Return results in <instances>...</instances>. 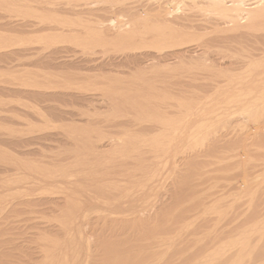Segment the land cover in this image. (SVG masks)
<instances>
[{"label": "bare ground", "instance_id": "6f19581e", "mask_svg": "<svg viewBox=\"0 0 264 264\" xmlns=\"http://www.w3.org/2000/svg\"><path fill=\"white\" fill-rule=\"evenodd\" d=\"M1 1L2 6V3L7 0ZM37 1L8 0V3L18 5L20 10H23L21 7L24 9L29 8L27 10L30 12V8L33 9V4H36L37 7ZM249 1L253 2L248 3ZM72 2L66 3L65 7H60L66 12V15L67 13L72 15V17L70 16L71 21H76L73 24L68 23L70 24L68 27L66 26L67 23H63L66 24L64 25L66 27H64L61 22H58L57 25L55 24L56 26L50 23L53 28H49L52 27L49 24L51 20L45 19L46 21H41L38 26H44L45 28V22L48 23L47 26H50L41 30V27L39 29L36 26L38 22L30 24L23 21L22 16H19L21 20H15L18 19V17L16 18L18 11L14 12L16 10L15 6H11L15 10H10L16 13L13 17L12 13L9 14V9L5 10L6 7L8 8V4H5V9L2 8L0 12L1 15H3V12H8L4 13V17L7 14L8 17L12 15L11 19L8 17L2 19L3 17L0 16L3 20L1 22L0 19V29L4 30V33H6H3L4 35H12L11 39L13 40L10 41L12 43L5 44L6 41L0 38V66L14 71L11 72L13 81L8 82L11 80L9 73H5V76H3V78H9L8 81L3 82L0 80V129L4 128L2 131H6V133L0 131V175L4 174L3 177H5L2 178L4 181L0 178V264H121L122 262L125 264V260H128L129 257H137L140 254L138 251L139 246H136L139 245L137 244L138 241L133 244L135 248H127L124 244L123 234L127 235L128 238L129 236L131 238L136 236L152 237L150 234L157 227V221L169 215V210L165 209V201H162L157 210L154 206L150 207L151 202H155L162 189L166 188V183L171 175L181 171L180 169L187 165L189 161L198 158L196 151L193 149L191 151L190 148L195 146V142L203 139L199 136L206 137L207 134H204V129L207 125L212 126L211 122L216 124L218 119H222L223 122L227 123L223 119L227 116L225 114L227 112L230 114L229 111L232 110V107L230 110L229 107L232 103L230 100L234 95L230 97L231 99H228L231 93L228 89L230 87L217 88L219 83L218 85L215 83V85H211V81V84L206 86L207 88L211 85L210 89L208 88V96L203 98L199 95V90H195L196 92L191 90L192 92L189 91L188 93L184 88L185 86H187L186 88H189V86L196 87V84L191 86L195 79L191 77L192 79L189 78L187 81L184 76L187 73H182L181 69L186 70L185 61L187 60H185V57H189L187 55L192 51V47L185 46V44L188 43L189 45L193 34L196 33L191 31L195 22L191 10H197L198 13L199 10L202 11V9L210 7L211 9H207V11L214 13L213 15H216V17H211L212 22H210L211 19L206 17H204L206 18L204 20H198L197 22L202 25V29L206 28L204 22H208L210 24H207L213 25L217 33L218 31L224 34L231 32V35L227 34L230 35V38L235 36L233 38L239 41L235 43H241L243 46L246 43L247 45L244 47L252 50L264 49L262 48L264 47V0H240V2L235 1L230 6L225 5L223 0L222 2L221 0H81V2L80 0L79 2L78 0H72ZM231 2L233 3V1ZM48 4L51 6L53 3ZM41 5L39 3V6ZM60 5L62 3L58 4V6ZM44 6L42 5L43 9ZM54 6L56 5L53 4L54 9H59L58 6ZM35 8L34 11L37 12ZM49 15L51 14L48 13ZM56 15L58 17L60 14L56 13ZM64 18H66L65 15ZM5 19L8 21L6 20V22ZM59 23L62 28H56L60 26ZM196 25L197 23L194 26ZM208 27L212 29V27ZM0 33L2 35V31ZM228 35L224 36L225 39L221 41H229L227 43L232 44L230 40L234 39H227ZM216 37L221 39V37ZM243 38L245 39L244 44L240 41ZM222 45L224 44L222 43ZM228 45L227 47H229ZM75 46L80 48L76 49ZM220 47L222 46L220 45ZM203 51H201L202 55H206V51H204L205 53ZM196 54L197 56L201 55L198 54V51ZM245 58L238 69L235 67L236 64V66L239 64L237 63L238 59L237 61L234 60L236 62L235 65H232V68L229 64L230 69L236 71L240 68V73L243 69L244 71L242 75L238 74L239 76L237 75L238 71H236L235 75L238 78L236 76L228 80L231 82L244 81V86L239 89L244 90L242 92L244 93L245 98L243 99H245L246 108L243 110L244 113L241 109H238L239 112L236 110V114L238 115L240 112L246 114L247 112V117L249 115L248 118L255 120V114L259 113L257 119L259 118L260 125L251 127L248 122L246 126L248 128L250 126L251 129L248 130L246 127V130L244 128L245 132L249 131L248 138L251 137V140L255 138L257 141V138L264 139V57L261 53H253ZM241 60L243 59L239 61ZM234 61L232 60L233 63L229 62L234 64ZM183 62L185 66L181 67ZM222 65H224L223 68L229 69L225 64H221L220 67ZM243 65L244 67H242ZM14 68L16 69L14 70ZM213 69L214 71L218 69L219 72L220 68ZM222 70L221 74L224 71ZM208 72L210 71L208 70ZM190 73L189 71L188 74ZM6 74L8 77H6ZM196 76L194 77L198 80L199 77ZM52 77H63L65 81L72 83L74 87L59 90L58 87L61 88L59 84L55 85L56 82L53 81V84L52 81H49ZM182 78H185L187 85H183V80L180 81ZM236 78L237 80H235ZM93 79L106 80V88L104 89H106L109 99L105 100H109V103L103 101L105 102L103 104L107 105L108 103L109 109L104 110L102 105L101 108L104 112L99 106L101 104L97 102V93H94V89L86 88L95 85L83 86L84 89L79 86V84L82 86V81H86L84 84L87 85V82L91 80L93 82ZM99 81L97 82L99 83ZM93 83H95V80ZM195 83H197L196 80ZM98 85H101V83ZM169 91H173L177 94V97ZM167 92L170 94L169 96L172 95L175 98L172 96V99L166 97L168 96ZM185 96H189L188 100ZM237 100L240 99L237 98ZM242 102H238L240 103L238 107L244 104ZM62 103L65 106L66 104L70 105L69 107L66 106L68 110L61 109ZM57 104H60L61 107ZM71 107L72 109H70ZM242 113L239 115L242 118L246 117V115L242 116ZM228 118L230 117L228 116ZM226 123L224 124L227 125ZM239 123H236L235 126H241ZM220 124L218 125L221 126ZM218 125L215 126V129ZM57 128L60 130L59 133L54 132V129ZM212 128L214 129V127ZM209 130L212 131V129ZM215 131L211 132L215 133L214 138L217 137ZM220 133L218 134L219 138L223 136H220ZM210 134H208V137H210ZM242 134L245 137L247 136L245 133ZM221 139L224 140L225 138ZM248 141L250 142V139ZM212 142L214 141L210 143L212 144ZM245 142L247 141L244 139L242 143L245 144ZM200 143L202 145V142ZM221 145L223 146V144ZM246 145L249 146L250 144ZM251 145L250 147L242 145V147L247 148L244 149L247 151L248 148L251 149L253 146ZM195 147L197 148V146ZM219 153L221 154V152ZM239 153L241 152L239 151ZM242 154L239 155L242 156ZM234 155L236 156V154ZM245 156L248 157L249 161L252 158L248 154ZM207 158L212 157L208 156ZM243 160H239L241 164L236 162L240 165L238 167H245L242 166L243 162L247 165V159V163ZM225 167H229V165ZM195 170L196 168L194 172ZM243 172L245 174V171ZM196 177L198 178V176ZM248 177L247 175L246 179ZM183 179L185 180V177ZM240 179L243 182L246 181L245 178ZM247 180L250 183L251 180ZM259 180L261 182L263 179ZM219 181L221 180H217V182ZM257 181L254 183L256 184ZM222 182L227 184L225 181ZM245 184L246 182H244ZM248 186L246 187L248 188ZM244 187L242 186V189L239 190L244 191ZM234 188L235 191L238 190L237 187ZM252 189L254 190V187ZM241 193L245 194V191L239 192L237 195L235 192L228 194L231 196L235 194L240 200L241 195H243ZM165 197L167 196L165 195ZM234 205L236 206V204ZM210 211L213 212L212 209ZM208 212L205 213L208 214ZM225 212H223L224 215ZM21 217H23V221H21ZM9 218L14 222L21 221L24 223L19 222L20 224H18L17 222L19 225L17 229H11L8 226V230L9 228L12 230L8 231L7 225H4L3 228L1 226L2 221L7 220L6 222H8ZM43 221L48 226L37 227L45 224ZM6 222L4 221V224ZM186 224L181 225L172 236L170 235L168 238L163 236L164 241L162 240L163 237L159 238L163 243L159 244L154 241V244H151L152 241H148L147 244L152 245L151 249L154 251L162 250L163 252L164 249H172V247H169L170 245L166 246V242L171 240L173 246V240L178 235L183 234L184 231H188L189 225ZM245 227L247 228V225ZM248 227H250L248 230L243 227L244 231L242 230V233L240 230L238 231L240 234L234 239L238 238L236 243L234 241L228 242H234L235 244L231 243L230 245L227 243V246L217 251L219 253L213 252L212 255L217 258L208 255L205 261L204 259L203 261L202 259L201 261L200 259L197 260L199 261L197 264H212L213 261L216 262L218 259L223 258L217 256V254H223L224 257L227 254L226 257H229L228 254L231 256L234 249V251L238 250L237 247L240 248V252L241 249L242 252H245L243 249L247 248L250 242L249 238L253 237V234H259L260 236L264 234V215H261L256 223L254 222ZM29 229H33V231L31 230L32 232L29 231L30 234H27ZM154 234L156 233L154 232ZM121 235H123V238L120 239L123 241L118 240ZM95 236L98 238H95L96 240H100V238L102 240L96 243ZM107 237H110L112 242L109 239L106 240ZM140 237L138 240H140ZM17 239L19 243L23 241V246H25L23 248H28V252L22 248V245L19 247L20 245L16 244ZM155 239L159 241L156 237ZM10 241H15V245H13V242L11 245ZM130 243L132 244V242ZM136 247L138 250H135ZM12 248H18L19 250L22 248L23 252L17 253L14 250L17 254H13L11 253ZM9 250L11 252H8ZM163 254L162 256L165 255ZM147 256L149 257V254ZM159 256L161 257V255ZM159 260L158 262L152 261L155 264H162L160 261H163V259ZM132 263L139 264L135 261Z\"/></svg>", "mask_w": 264, "mask_h": 264}, {"label": "rangeland", "instance_id": "374dc122", "mask_svg": "<svg viewBox=\"0 0 264 264\" xmlns=\"http://www.w3.org/2000/svg\"><path fill=\"white\" fill-rule=\"evenodd\" d=\"M1 1V0H0ZM4 1V0H3ZM3 1H1V2H3ZM33 1V0H32ZM35 1H37V0H35ZM60 1V2H59ZM38 0L37 1V7H38V9H37V7H36V4L34 5H32L33 6V9H32V7L30 8L31 10H33V11H31L30 10V12L28 11L29 10V8H27V7H25V8H27V9H24L23 7H21L23 10H20V8L18 7V5L17 6H15V5H12L13 3H8V0L5 2L4 1V3H2L3 5H4V7H2L1 6V4H0V7H1V9H0V12H1V10H2V8H3V10L5 9V4L8 6V8L6 7V9L5 10H7V9H9L8 11H9V14H11L12 13V15H13V17H15L14 15H16V13H13L11 10H13L14 8L16 9H14L13 11L14 12H17V15H16V18L18 17V19H15V20H21L20 19V17L22 18V20L23 21H25V22H28V23H36V22H38L37 24H36V26H38L40 23H41V21H43L44 22V20L46 19H48L50 22H49V24L50 23H52L54 26H56L57 25V23L58 22H61V24H63V23H67V25L66 24H63V26L64 25H66L67 27L68 26H70V24L72 23H74V22H76V21H71L72 20V18H70V16L72 17V15H70V14H68L67 13V15H66V12L63 10V9H61L60 7H62V6H64L65 7V4L66 3H69L70 1L72 2V0H65V1H63V0ZM67 1V2H66ZM75 1H77V0H75ZM224 2V4L225 5H228V6H230V4L231 5H233L234 4V2L236 1V2H240V0H223ZM231 1H233V3L231 2ZM10 2V1H9ZM12 2V1H11ZM58 2V3H57ZM64 2V3H63ZM78 2H79V0H78ZM80 2H81V0H80ZM221 2H222V0H221ZM251 2H253V1H249L248 3H251ZM19 3V2H18ZM39 3H40V5L42 4V5H45L44 6V9L42 8V5L41 6H39ZM48 3H53L54 5H56V6H58V4H60V3H62V5H60V6H58L59 7V9H54L53 8V4L50 6ZM57 3V4H56ZM73 3V2H72ZM64 4V5H63ZM10 5V6H9ZM11 6L13 7V6H15L14 8H11ZM46 6H49L48 8L46 7ZM56 6H54V7H56ZM36 7V8H35ZM46 7V8H45ZM205 7V6H204ZM206 7H207V5H206ZM34 8H35V10H37V12L36 11H34ZM50 8H51V10H50ZM11 9V10H10ZM40 9V10H39ZM43 9V10H42ZM47 9H48V11H47ZM206 9V10H205ZM207 9L208 10H210L211 8L210 7H207V8H204V9H202V11L201 10H199L200 12H196L197 10H191L193 13H192V15L194 14V16H195V18H194V16H192L193 17V20L195 21L193 24L195 25V23H197V25L196 26H192V32H196V33H194L193 34V38L191 39V41L189 42V45H188V43H187V45L185 44V46H191L190 48H191V50L192 51H190V55L188 54L187 56H189V57H185V60H190V61H185V63L183 62V64H181V67H183V66H185V69L186 70H183L184 68H181L182 69V73H187L188 74V72L190 71L191 73L190 74H188V78L186 77L187 76V74H184V76H185V78L187 79V81H188V79L190 78V79H195L196 80V82L197 83H195V80H193L194 82H193V85H191V86H194L195 84V86L196 87H190L189 86V88H186L187 86H185L184 88H185V90L189 93V91H191V90H193V92L196 90H199V92H200V94L199 95H201V96H199V97H201V98H203V97H205V96H208V92H209V89H210V87H211V85H215V84H217L218 85V83H219V87H217V88H227V87H230V88H228L229 90H230V92L232 93H230L229 94V96H228V99H231L230 97H232L233 95V97H235V98H233L232 97V99L230 100V102L232 101V103H231V105H230V107H229V110L231 109V107H232V110H228L229 112H230V114L227 112V114H225V115H227V116H225V119H223V120H226L227 121V123L226 122H223L222 121V119H218L217 121H216V124H215V122H211V124H212V126L209 124V126L207 125V127H208V129H207V127L204 129V134H207L206 135V137L205 136H199L200 138H203V139H201V140H199V139H197V140H199V141H197L198 142V144L200 143V142H202V145H198L197 144V142H195L196 144H195V146H197V148L194 146V147H191L190 148V150L191 149H193L194 151H196V155H197V157L198 158H196L194 161H189L188 163H187V165H185V166H183V168H181L180 170L181 171H183L182 173H181V171H178L177 173H175V175L173 174V175H171V177H169V180L167 181V185H166V188H163L162 189V191L160 192V193H162V194H160L159 193V196L161 197V198H158L157 199V197H159V196H157L156 197V199H155V202H151V206L150 207H155L156 208V210L158 209V207L161 205V203H162V201H165V204H164V206H165V209H167V210H169L168 211V214L169 215H166V216H164L163 218H160L158 221H157V227L151 232V238H150V236H148V237H145V238H143V237H140V240H138L139 239V237L138 236H136V237H133V238H131L130 236H129V238H128V236L127 235H125V234H123V235H121L120 237H119V239L118 240H120V241H123L124 239H125V241H124V244H126L125 246L128 248H130V247H134L135 248V246L133 245V244H136V241H138V243L137 244H139V245H136V246H139L138 247V249H137V247H136V249L135 250H138L139 252H140V254L139 255H137V257H138V259L140 260V262H139V260L137 259V257H133V258H131V257H129V259L131 260V262H130V260L128 259V260H125L126 262L128 261V263L127 264H129V262H130V264H133L132 262H138L139 264H148V263H151V264H155L154 262L155 261H157L158 262V260H159V255H161V257H160V260H162L163 259V261H160V263L162 262V264H197L199 261H197V260H199L200 259V261H201V259H202V261H203V259H204V261L206 260L205 258L209 255H211V256H215V255H212V253L213 252H216V253H219V252H217L218 250H222L225 246H227L228 244H230L231 245V243L232 244H235L236 243V240H238V238L236 239V240H234L236 237H238L239 235L238 234H240V232L242 233V230L244 229V228H246L245 226L247 225V228H246V230H248V228L250 229V227H248V226H250V224L252 225L254 222L256 223L257 221H258V219H260V217H261V215L263 216L264 215V171H263V168H264V139H261V138H257L258 140L256 141V139L255 138H253L254 140H251V137L250 138H248L249 137V131H247V132H245V130H244V128L246 129V127L248 128V126H246L247 125V123L248 124H250L251 125V127H253V126H256V125H260L259 124V118L257 119V117H259V115L257 116V114H259V113H256L255 115V120H251L250 118H248L249 117V115H248V117H247V112H246V114H243L244 112H243V110H245V108H246V106H245V99H243V98H245L243 95H244V93L242 92V91H244L243 89H239V88H241V87H243L244 86V81L242 82H238V81H236V82H231V81H229L228 79H233L234 77H236L238 74H240V75H242V73H243V71H244V69H243V71H241V73H240V68H239V70H236V71H238V73L234 70V69H230V67L232 68V65H235V62L237 61V59H238V61L240 60V59H243V60H241V61H237V63H239L238 64V66H236L235 65V67L238 69V67H240L242 64H240V63H242V62H244L245 60H246V56L247 55H250V54H258V53H261L262 55H263V57H264V49H259V50H252V49H249V48H246V47H244V46H246L247 44L245 43V39L243 38L242 40H240L241 42H242V44H244V46L243 45H241V43H235V42H239L238 40H235L233 37H235V36H233V37H231L230 38V33L231 32H227L228 34H230V35H228L227 33L226 34H224V33H221V32H219L218 31V33H217V31H215L214 30V27H213V25H208V24H210V23H206V22H204L205 23V25L206 26H204V27H208V26H210V27H212V29L211 28H209V30H208V28L205 30L204 28L202 29V25H200L199 24V22H197L198 20H204V19H206V18H208V19H211V21L210 22H212V18L211 17H216V15H213L211 12H208L207 11ZM26 12H25V11ZM42 11H44V12H42ZM52 11V12H51ZM56 11V12H55ZM57 11H59V12H57ZM207 11V12H206ZM3 12V11H2ZM22 12V13H21ZM51 12V13H50ZM55 12V13H54ZM194 12H196V13H194ZM4 13L5 12H3V15H4ZM6 13H8V12H6ZM5 13V14H6ZM21 13V14H20ZM40 13H41V15H40ZM42 13H43V15H42ZM45 13V14H44ZM48 13L49 14H51V15H49L48 16ZM53 13L55 14V16L53 15ZM56 13L57 14H60V15H58V17H57V15H56ZM63 13H65V14H63ZM206 13H207V15H206ZM212 15H211V14ZM18 14H20V15H18ZM24 14V15H23ZM63 14V15H62ZM198 14H199V16H198ZM211 16H210V15ZM3 15H1L0 14V16H2V17H0V19L2 18V19H4L5 17H8V14L7 15H5V17L3 16ZM11 15V16H12ZM64 15H65V17L66 18H64ZM69 15V16H68ZM11 16H9L8 18L9 19H11L10 17ZM20 16V17H19ZM24 16V17H23ZM48 16V17H47ZM53 16V17H52ZM30 17V18H29ZM31 17H32V19H31ZM36 17V18H35ZM37 17H39V18H37ZM50 17V18H49ZM70 18V21H69V18ZM74 17V16H73ZM202 17V18H201ZM204 17H206V18H204ZM7 18V19H8ZM43 19V20H41V19ZM60 18V19H59ZM62 18V19H61ZM68 18V19H67ZM1 19V20H2ZM7 19H5V21L7 20ZM8 19V20H9ZM12 19H14V18H12ZM40 19V20H39ZM54 19H56V21H54ZM64 19V20H63ZM76 19V18H75ZM0 20V21H1ZM7 20V21H8ZM45 20V21H46ZM60 20V21H59ZM66 20V21H65ZM74 20V19H73ZM4 21V22H5ZM6 21V22H7ZM30 21V22H29ZM1 22H3V20L1 21ZM54 22V23H53ZM56 22V23H55ZM71 22V23H70ZM46 23V25H45V28H44V26H40L42 29L41 30H43V28L44 29H47V27H49L50 25L52 26V27H49V28H53V25L52 24H50L49 26H47V22H45ZM45 23H43V24H45ZM68 23H70V24H68ZM56 24V25H55ZM60 24V23H59ZM58 24V25H59ZM60 24V26H57L56 28H62V25ZM33 25V24H32ZM35 25V24H34ZM42 25V24H41ZM199 25V26H198ZM208 25V26H207ZM66 26H64V27H66ZM198 26V27H197ZM39 27V26H38ZM40 27H39V29H40ZM2 29V28H1ZM0 29V32L2 31V35H0V38L4 41H6V43L5 44H8V43H12V42H10V41H13L11 38V36H8L9 34H7V35H4V34H6V33H4V30H1ZM196 30V31H195ZM205 30V31H204ZM215 32V33H214ZM4 33V34H3ZM1 34V33H0ZM223 36H222V35ZM232 34H234V33H232ZM221 35V36H220ZM226 35H228V37H226L227 39H234V40H230L231 42H232V44H229V43H227V42H229V41H227V42H222L221 40H223V39H225V37L224 36H226ZM235 35V34H234ZM5 36V37H4ZM216 36H218V37H221V39L219 38H217ZM213 39H212V38ZM222 37H224V38H222ZM211 39V40H210ZM219 41H218V40ZM244 40V41H243ZM8 41V42H7ZM212 41V42H211ZM215 42H217V43H215ZM224 44V45H222V43ZM230 42V43H231ZM214 43V44H213ZM225 44H229L228 46L229 47H227V45H225ZM238 44H240L239 46H238ZM69 46H70V44H68ZM216 45V46H215ZM220 45L222 46V47H220ZM231 45H233L232 47H231ZM73 46V45H72ZM71 46V47H72ZM224 46V47H223ZM238 46V47H237ZM74 47V46H73ZM225 47H227V48H225ZM75 48H76V46H75ZM78 48V47H77ZM76 48V49H77ZM80 48V47H79ZM78 48V49H79ZM210 48V49H209ZM231 48V49H230ZM262 48H264V47H262ZM195 50V51H194ZM202 50H204V51H206V55L205 54H203L202 55ZM197 51H198V54H201V55H198L197 56ZM203 51V52H204ZM192 52V53H191ZM195 54H194V53ZM205 53V52H204ZM193 55V56H192ZM197 56V57H196ZM187 58H189V59H187ZM190 58H192V59H190ZM244 58H245V60H244ZM224 59V60H223ZM221 60H223V61H221ZM232 60L234 61V60H236V61H234V64H231V63H233L232 62ZM231 63H230V62ZM221 62V64H225V66H230L229 67V69H227V68H223L224 67V65H222V67H220L221 66V64H219L218 65V63H220ZM217 63V64H216ZM227 63V64H226ZM185 64V65H184ZM230 64V65H229ZM192 65V66H191ZM240 65V66H239ZM210 66H212L211 68H210ZM215 66V67H214ZM217 66V67H216ZM2 66H0V68H1ZM188 67H189V71H188ZM242 67H244V65L242 66ZM6 67H2L1 68V70H0V75H1V77H0V80L1 81H3V82H6V81H8L9 80V78H11V80H9L8 82H10V81H13L12 80V76H13V72L14 71H12V70H10V69H5ZM207 68V69H206ZM208 68H210V69H208ZM213 68H220L219 69V72H218V69H215V71H214V69ZM235 68V69H236ZM4 69V70H3ZM16 68H14V70H15ZM18 69V68H17ZM224 71H223V70ZM241 69V70H242ZM208 70L210 71V72H208ZM221 70L223 71V73L221 74ZM225 70H227L226 72H225ZM187 71V72H186ZM212 71V72H211ZM4 72V73H3ZM12 72V73H11ZM209 74H208V73ZM218 72V73H217ZM237 73V75H235L236 73ZM5 73H9L10 75H9V78H3V76H5ZM197 75L196 77L198 78V80L194 77L195 75ZM182 76H183V74H181ZM180 75V76H181ZM190 75V76H189ZM183 76V77H184ZM206 76V77H205ZM239 76V75H238ZM238 76H237V78H238ZM6 77H8V75L6 74ZM192 77V78H191ZM201 77V78H200ZM212 77H214V78H212ZM232 77V78H231ZM247 77H249V76H247ZM57 78V77H56ZM54 78V77H52V79L51 80H49L50 82L52 81H54V82H56L55 83V85H58L59 84V86L61 87V88H59L58 86V89L59 90H62V89H65V88H72V87H74V85L72 84V83H70V82H68V81H65V78H63V77H60V78ZM63 78V79H62ZM181 78V77H180ZM185 78H182V79H180V81L182 82V80L184 81V82H182L183 83V85H187V83L185 82ZM212 78V79H211ZM237 78L235 79V80H237ZM4 79V80H3ZM14 79V78H13ZM94 80H95V83H93L94 82ZM100 80V81H99ZM167 80V79H166ZM92 81V80H91ZM87 82V85H85L84 83L86 82V81H82V86L79 84V86L80 87H82L83 89H84V87L83 86H89V85H95L94 87L93 86H89V87H86L87 89H94V93L96 94V99H98L97 100V102H98V104H101V105H99L100 106V108L102 107V105H103V108H104V110L105 109H109V107H108V101H106L107 99H109V97H108V94L106 93V89H104V88H106L105 87V83H106V80H103V79H93V82ZM97 81H99V83H101V85H98L99 83L97 82ZM102 81H105V82H102ZM211 81H212V84H211ZM216 81H217V83H216ZM54 82H53V84H54ZM58 82V83H57ZM60 82V83H59ZM190 82H192V80H190ZM190 82H188V83H190ZM209 82V83H208ZM238 82V83H237ZM89 83V84H88ZM98 83V84H97ZM103 83V84H102ZM207 83V84H206ZM215 83V84H214ZM240 83V84H239ZM42 84H46V83H42ZM68 84V85H67ZM70 84V85H69ZM191 84V83H190ZM206 84V85H205ZM208 84H211L210 85V87H207L206 88V86H209ZM189 85V84H188ZM204 85V86H203ZM100 86H101V88H100ZM199 86V87H198ZM232 86V87H231ZM96 87V88H95ZM85 88V89H86ZM197 88V89H196ZM199 88V89H198ZM205 88V89H204ZM209 88V89H208ZM233 88H234V90H233ZM207 89V90H206ZM97 90V91H96ZM105 91V92H104ZM195 91V92H196ZM206 91H207V94H206ZM239 91V92H238ZM241 91V92H240ZM93 92V91H92ZM173 91H169V93H171V94H174L175 96L177 95V94H175L174 92L172 93ZM192 92V91H191ZM190 92V93H191ZM202 92V93H201ZM168 92H167V95L168 96H166V97H171V96H169L170 94H169ZM235 93V94H234ZM237 93H239V94H237ZM241 93V94H240ZM237 95V96H236ZM175 96H172L173 98H175ZM240 96H241V98H240ZM165 97V98H166ZM172 97L170 98V99H172ZM177 97V96H176ZM239 98L240 100L238 101L237 100V98ZM185 98L188 100V98H189V96H185ZM106 99V100H105ZM168 99V98H167ZM236 99V100H235ZM169 100V99H168ZM235 100V101H234ZM244 100V101H243ZM103 101H106V102H108L107 103V105H105V104H103V103H105V102H103ZM234 101V102H233ZM243 101V102H242ZM238 102H242V103H244V104H241L239 107H238V105L240 104V103H238ZM59 107H61V105H62V107H61V109L63 108L64 110H68V108L67 107H69L70 105H68V104H66V106L62 103L61 105L60 104H57ZM106 107H105V106ZM234 105V106H233ZM237 106V107H236ZM245 106V107H244ZM66 107V108H65ZM243 107V108H242ZM103 108H101V110L103 109ZM234 108H235V110H234ZM237 108V109H236ZM70 109H72V107L70 108ZM241 109V111L243 112H240V113H242V116H244V115H246V117L249 119H247L246 117H244V118H242L239 114L240 113H238V115L236 114L237 113V111L239 112V110ZM106 110V112H108ZM237 110V111H236ZM103 111V110H102ZM104 112V111H103ZM233 112H235L234 114H233ZM233 114V118L231 117V115ZM228 116L230 117V118H228ZM235 116V117H234ZM240 116V117H239ZM237 117V118H236ZM236 118V120H234ZM242 119V120H241ZM243 119H244V121H243ZM257 119V120H256ZM248 120V121H247ZM239 121H241V123H239ZM253 121V123H251ZM222 122V123H221ZM239 123L241 126H239V127H237V126H235L236 125V123ZM221 123V124H220ZM224 123H226L227 125H225ZM218 124H220L221 126H219ZM218 125V127L215 129V126H217ZM244 125V126H243ZM224 126V127H223ZM212 127H214V129L216 130H214ZM228 127V128H227ZM235 127H237V128H235ZM251 127L249 126V128H248V130L249 129H251ZM2 129H4V128H2ZM2 129H0V131H2ZM209 129H212V131H215L216 132V138H214V136H215V133H211L212 131L211 130H209ZM239 129V130H238ZM6 130V129H5ZM207 130V131H206ZM230 130V131H229ZM247 130V129H246ZM60 132V130L57 128V129H54V132ZM211 133H209V132ZM242 131V132H241ZM2 132H4V133H6V131H2ZM58 132V133H59ZM208 132V133H207ZM221 132V133H220ZM225 132H227V133H225V134H227L226 136H225V134L224 133ZM8 133V132H7ZM220 133V136H222V137H220L219 138V136H218V134ZM237 133V134H236ZM242 133H245L247 136L245 137V135H243ZM208 134H210V137H208ZM240 135V136H239ZM213 138H212V137ZM198 137V138H199ZM205 137V138H204ZM207 137H208V139H207ZM235 137V138H234ZM237 137V138H236ZM240 137V138H239ZM241 137H243V138H241ZM211 139V141H214L215 142V144H214V142H212V144L210 143L211 141H209L210 139ZM221 138H225L224 140L223 139H221ZM205 139H207V140H205ZM213 139V140H212ZM217 139V140H216ZM244 139H245V141H247V142H245V144H243L242 142H244ZM250 139V142L252 143V145L254 146H252L251 145V143L248 141ZM216 140V141H215ZM218 140H220V141H218ZM237 140V141H236ZM239 140V141H238ZM207 141V142H206ZM254 141H256L255 143H254ZM204 142H206V143H204ZM221 142V143H220ZM249 142V143H248ZM237 143H238V145H237ZM209 144H210V146H209ZM219 144V145H218ZM221 144H223V146L221 145ZM246 144H250L252 147H251V149H249L248 148V150L247 151H245L247 148H243L242 147V145H245L244 147H250V145L249 146H247ZM220 147H218V146ZM226 145H229V146H226ZM215 148H214V147ZM206 149H205V148ZM262 147V148H261ZM196 148V149H195ZM238 148V149H237ZM254 148V149H253ZM186 149H189V148H186ZM200 149H202L203 151L205 150V152H203V151H201ZM212 149V150H211ZM215 149V150H214ZM221 149H224V150H221ZM242 149V150H241ZM245 149V150H244ZM199 150V151H198ZM214 150V151H213ZM221 150V151H220ZM228 152H226V151ZM250 150V151H249ZM187 151H189V150H187ZM192 151V150H191ZM208 151H210V152H208ZM236 151V152H235ZM239 151L241 152V153H243L242 154V156L245 158V160H243L244 158L242 157V156H240L241 155V153H239ZM249 151V152H248ZM262 151V152H261ZM197 152H198V154H199V156H198V154H197ZM216 152V153H215ZM219 152H221V154L219 153ZM260 152V153H259ZM47 153H48V151H47ZM205 153V154H204ZM211 153V154H210ZM214 153V155H212ZM210 154V155H209ZM223 154V155H222ZM226 154V155H225ZM231 154H236V156L234 155V158H233V155H231ZM240 154V155H239ZM249 155L250 157H252L251 158V160L249 161L248 160V157L247 156H245V155ZM258 155V156H257ZM209 156V157H212V158H210L211 159V161H210V159H208L207 157ZM220 156V157H219ZM228 156V157H227ZM238 156V157H237ZM206 157V158H205ZM224 157H226V158H228L227 160H226V158H224ZM230 157V158H229ZM231 157H232V159H231ZM249 157V158H250ZM254 157H255V159H254ZM204 160H203V159ZM223 158V159H222ZM207 159V160H206ZM234 159V160H233ZM241 159L243 160V161H245V163H247L246 162V159H247V161H248V163H247V165H250L249 167L246 165V164H244V162H243V164H242V166H245V167H242V168H240V167H238V166H240V165H238V163H236V162H239V164H241L240 163V161H241ZM257 159V160H256ZM218 160V161H217ZM226 160V161H225ZM229 160V161H228ZM240 160V161H239ZM255 160V161H254ZM199 161V162H198ZM227 161H228V163H227ZM233 161V162H232ZM254 161V162H253ZM217 164H215V163ZM252 162V163H251ZM195 163H197V164H195ZM225 164V166H228L229 165V167H225L224 166V164ZM231 163V164H230ZM201 164V165H200ZM211 165V167H210V165ZM221 164V165H220ZM237 164V165H236ZM254 164V165H253ZM189 165V166H188ZM205 165V166H204ZM213 165H214V167H213ZM233 165V166H232ZM256 165V166H255ZM197 166V167H196ZM248 168H247V167ZM185 167V168H184ZM202 167V168H201ZM206 167V168H205ZM221 167H223L224 169H222ZM253 167V168H252ZM259 167V168H258ZM196 168V170H195V172H194V169ZM203 168H205V169H203ZM209 168V169H208ZM213 168V169H212ZM218 168V169H217ZM252 168V169H251ZM184 169V170H183ZM208 169V170H207ZM216 169V170H215ZM199 170V171H198ZM202 170H204V171H202ZM229 170V171H228ZM233 170H234V173H233ZM242 170V171H241ZM197 171V172H196ZM211 171V172H210ZM228 171V172H227ZM236 171V172H235ZM243 171H245V174H244V172ZM254 171V172H253ZM261 171V172H260ZM207 172V173H206ZM210 172V173H209ZM248 172V174H246ZM204 173V175H202ZM232 175H231V174ZM236 173V174H235ZM185 174H186V176H185ZM201 174V175H200ZM212 174V175H211ZM256 175V178H255V175ZM200 175V176H199ZM219 175V176H218ZM244 175V177H242ZM247 175L249 176L247 179H250L251 181H250V183H249V180H247L246 179V177H247ZM259 175V177L261 176L262 178H259V179H263L261 182H260V180L257 178V176ZM263 175V176H262ZM0 176H2V177H0L1 179L2 178H5V177H3L4 176V174H1ZM196 176H198V178L196 177ZM182 179H181V178ZM185 177V180L183 179ZM235 177V178H234ZM202 178V179H201ZM219 178H221V179H219ZM240 178H245L246 179V181L244 180V182H246V184L244 185V182H243V180L242 179H240ZM0 179V180H1ZM228 181H227V180ZM239 181H238V180ZM254 179V180H253ZM259 181V184H258V181ZM3 181H4V179H2ZM199 180H201L200 182H199ZM217 180H221V181H219V182H217ZM230 180V181H229ZM175 181V182H174ZM222 181H225V183H227V184H224ZM238 181V183L236 184V182ZM241 181H242V183H241ZM253 181V182H252ZM255 181H257L256 182V184L254 183ZM171 182V183H170ZM177 182V183H176ZM193 184H192V183ZM209 182H210V184H209ZM231 182V183H230ZM234 182V183H233ZM248 182V183H247ZM252 182V183H251ZM221 183H223V184H221ZM239 183H240V185H239ZM192 184V185H191ZM214 186H213V185ZM217 185V187H215L216 185ZM228 184H231V185H228ZM232 184H233V186H232ZM235 184V185H234ZM256 186H255V185ZM175 185V186H174ZM219 185V186H218ZM222 187H221V186ZM237 185V186H236ZM249 185V186H248ZM179 186V187H178ZM230 186V187H229ZM232 186V187H231ZM240 186V187H239ZM242 186L245 188H243L244 189V191H245V194L244 193H241V194H243V195H241V202H240V200H239V197L237 198L236 197V195L239 193V192H244L243 190L242 191H240L239 189L241 188L242 189ZM246 186H248V188L246 187ZM263 186V187H262ZM226 187V188H225ZM234 187H237V189L238 190H236L237 191V193H236V191H235V188ZM254 187V190L252 189ZM174 188V189H173ZM199 188V189H198ZM216 190H215V189ZM224 188V189H223ZM229 188V189H228ZM173 189V190H172ZM212 189V190H211ZM227 189V190H226ZM222 190V191H221ZM249 190V191H248ZM246 191H248L247 193H246ZM251 191V192H250ZM218 192V193H217ZM235 192V194L233 195V196H231V195H229V194H232V193H234ZM216 193V194H215ZM224 193V194H223ZM229 193V194H228ZM256 193V194H255ZM163 194H165L167 197H165V195L163 196ZM223 194V195H222ZM162 195V196H161ZM205 195V196H204ZM206 196H208V197H206ZM227 196H229V198H227ZM246 196H248V197H246ZM171 197V198H170ZM196 197H197V200H196ZM200 197V198H199ZM204 197V198H203ZM220 197V198H219ZM234 199H233V198ZM243 197V198H242ZM195 198V199H194ZM165 199V200H164ZM167 199V200H166ZM208 199V200H207ZM156 200H158L157 202H156ZM168 200H171V201H168ZM194 200V201H193ZM195 200H196V202H195ZM219 200H220V202H219ZM228 202H227V201ZM237 200V201H236ZM210 201V202H209ZM214 201H218L217 203L216 202H214ZM223 201H225V202H223ZM190 202V203H189ZM205 202V203H204ZM213 202V203H212ZM236 202V203H235ZM238 202V203H237ZM197 203V204H196ZM236 204V206L234 205V204ZM210 204V205H209ZM225 204V205H224ZM232 204H233V206H232ZM169 205V206H168ZM200 205H202V206H200ZM204 205H205V207H204ZM218 205V206H217ZM219 205H222V206H219ZM168 206V207H167ZM226 206H228L227 208H226ZM230 206V207H229ZM235 206V207H234ZM167 207V208H166ZM170 207V208H169ZM194 207V208H193ZM216 207V208H215ZM223 207V208H222ZM233 207V208H232ZM247 207V208H246ZM203 208H205L204 210H202ZM208 208H209V210H208ZM215 208V209H214ZM226 209V212H225V209ZM180 209V210H179ZM210 209H212V211L213 212H211L210 211ZM219 209V210H218ZM176 210V211H175ZM236 210H238V211H236ZM170 211H171V213H170ZM209 211V212H208ZM217 211V212H216ZM219 211V212H218ZM236 211V212H235ZM203 212V213H202ZM205 212H208V214L207 213H205ZM211 212V213H210ZM223 212H225V215L223 214ZM202 213V214H201ZM212 214V215H210V214ZM217 213V214H216ZM228 213V214H227ZM206 214V215H205ZM232 214V215H231ZM260 214V215H259ZM184 215V216H183ZM203 215H205V216H207L206 218H205V216H203ZM210 215V216H209ZM221 215V216H220ZM259 215V216H258ZM23 216V215H22ZM170 216V217H169ZM167 217V218H166ZM22 218V219H21ZM20 219H21V221H23V217H21ZM258 218V219H257ZM167 219V220H166ZM209 219V220H208ZM211 219V220H210ZM257 219V220H256ZM9 221L8 222H6L7 220H4L6 223L4 224V221H2V228L3 227H5L4 225H7L6 226V228H7V230H8V226L9 227H11V229L13 228H15V229H17L18 227H19V225L18 224H20L19 222H21V221H15L14 222V220H12V219H8ZM165 221V222H164ZM17 222H18V224H17ZM45 224H41V225H38L37 227H41V226H45V225H47V223L45 222V221H43ZM188 222H189V224H188ZM244 222V223H243ZM21 223H24V222H21ZM183 223V224H182ZM185 223H187L186 225L188 226V228H187V230L188 231H184L183 232V234H181V235H178L174 240H173V246H172V244H171V240H169L170 241V244H169V241H167L166 242V240H165V242H166V246L168 247L169 245V247H172V249H170V248H168V250H166V249H164V250H166V252H164V250H163V252H164V254H163V252H162V250L160 251V250H158V251H154L153 249H151V247H152V245H148L147 243H148V241H152L151 242V244H154V241H156L155 243H159V244H161V242L163 243V241H164V239L165 238H168V236H172L173 235V233L181 226V225H185ZM191 223H192V225H191ZM236 223V224H235ZM162 224V225H161ZM48 226V225H47ZM46 226V227H47ZM178 226V227H177ZM190 227V228H189ZM244 227V228H243ZM5 228V229H6ZM48 228V227H47ZM164 228V229H163ZM239 228V229H238ZM10 228H9V230L8 231H12ZM235 229V230H234ZM33 231V229H29L28 231H27V234H30L32 231ZM158 230V231H157ZM161 230V231H160ZM240 230V232L238 233V231ZM245 230V231H246ZM30 231V233H28ZM35 231V230H34ZM163 231V232H162ZM244 231V230H243ZM154 232L156 233V234H154ZM159 232V233H158ZM247 232V231H246ZM27 234H25V235H27ZM157 234H158V236H157ZM162 234V235H161ZM165 234H167V235H165ZM235 234V235H234ZM159 235H160V237H159ZM237 235V236H236ZM254 236L253 237H250L249 238V245L247 246V248H244L243 250L245 251V252H242V249H241V252L239 251V249L240 248H238L236 245V247H237V249L238 250H236V251H239V252H236V251H232L231 252V256H230V254H228L229 255V257H226L227 256V254L225 255V257L223 256V254L222 255H218L217 254V256H219V257H223V258H220V259H222V260H220V259H218V260H220V261H218L217 259V261L215 262V261H213L215 264H264V248H263V246H264V234L262 235V236H260L259 234H253ZM259 235V236H258ZM124 238H123V237ZM127 236V237H126ZM165 238H164V237ZM257 236V237H256ZM155 237L157 238V239H161L162 237V240L160 241V239H159V241L158 240H156L155 239ZM18 238H21V237H18ZM95 238H97L96 236L94 237V239ZM120 238H123V240L122 239H120ZM128 238V239H127ZM147 238H150V239H147ZM251 238H252V240H251ZM98 239V238H97ZM109 239V241L111 240V238L110 237H107V239L106 240H108ZM128 241H127V240ZM131 239V240H130ZM20 240V239H19ZM102 239L100 238V240H96L95 239V241H97L96 243H98V241H101ZM113 240H114V238H113ZM135 240V241H134ZM142 241V242H141ZM230 241H234V242H231V243H228V242H230ZM259 241H261V242H259ZM12 242H13V245H15L14 244V242L15 241H10L9 243H11V245H12ZM17 243V245L19 246V247H21V245H22V248L23 247H25V246H23V241H21L22 242V244H21V242L19 243V241H18V239H17V241H16ZM94 242V241H93ZM92 242V243H93ZM110 242H112V240L110 241ZM129 242H132V244L130 243L129 244ZM146 242V243H145ZM5 243H8V242H5ZM8 243V244H9ZM123 243V242H122ZM228 243V244H227ZM94 244H95V242H94ZM142 244V245H141ZM226 244V245H225ZM24 245H26L25 243H24ZM129 245V246H128ZM133 245V246H132ZM146 245H148V246H146ZM146 246V247H145ZM177 246V247H176ZM234 246V245H233ZM250 246H252V247H250ZM17 247V246H16ZM236 247H232V248H236ZM254 247V248H253ZM20 248V250L18 249V248H12L11 249V251L9 250L8 252H11V253H13V254H15L16 252L17 253H22L23 252V249H25V248ZM142 248V249H141ZM175 248V249H174ZM232 248H231V250H232ZM22 249V250H21ZM120 249V248H119ZM141 249V250H140ZM14 250L16 251V252H14ZM151 250H153V251H151ZM179 250V251H178ZM25 251H29V249L28 248H26L25 249ZM146 251V252H145ZM151 251V252H150ZM149 252V253H148ZM153 252V253H152ZM160 252V253H159ZM173 252H175V253H173ZM221 252V251H220ZM16 253V254H17ZM143 253V254H142ZM164 255V256H162V254ZM142 254V255H141ZM149 254V257L147 256V255ZM153 254V255H152ZM158 254V255H157ZM146 255V256H145ZM155 255V256H154ZM171 255V256H170ZM154 256V257H153ZM141 257V258H140ZM149 259H148V258ZM156 257V258H155ZM163 257V258H162ZM169 257V258H168ZM166 258H167V260H166ZM215 258H217L216 256H215ZM137 259V260H136ZM151 259V260H150ZM157 259V260H156ZM170 259V260H169ZM209 259V258H208ZM208 259H207V261H208ZM210 259H212V257H210ZM209 259V261L211 262V260ZM146 260V261H145ZM154 262H153V261ZM213 260H215L214 258H213ZM124 261V262H125ZM142 261V262H141ZM153 263H152V262ZM206 261V262H207ZM126 262H125V264H126ZM144 262V263H143ZM156 262V263H157ZM212 262V264H214ZM121 264H123V262L121 263ZM135 264V263H134ZM159 264V263H158ZM206 264H208V263H206ZM209 264H211V263H209Z\"/></svg>", "mask_w": 264, "mask_h": 264}]
</instances>
